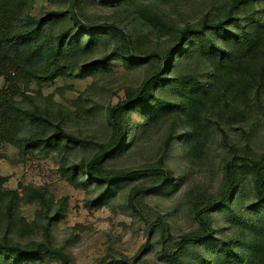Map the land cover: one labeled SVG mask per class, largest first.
<instances>
[{
  "label": "rangeland",
  "instance_id": "1",
  "mask_svg": "<svg viewBox=\"0 0 264 264\" xmlns=\"http://www.w3.org/2000/svg\"><path fill=\"white\" fill-rule=\"evenodd\" d=\"M140 1L34 0L30 5L31 15L45 17L53 14L52 23L43 31L49 45H56L65 32L75 34L85 29L102 33L96 37L93 33L88 38L86 35L82 37V46L88 42L92 44L88 50L65 52L67 57L71 55L66 61L62 60V54L58 63L67 69L51 82L39 84L33 77L28 81V77H24L19 70H12L13 76H0V89L7 90L8 97L17 108V112L6 109L0 116V177L4 179L0 191L16 190L21 199L20 215L32 226L30 236L22 238L21 242L42 238L44 220L39 215L42 207L38 202L41 195L36 190H40L46 199L51 197L55 205L63 203L65 213L52 227L51 239L55 247H65L64 250L71 256V264H133V258L137 256L136 264H167V256L175 253L180 244L190 247L187 243L192 239L191 235L202 234L193 208L204 221L212 223L219 247L225 252L242 251L246 227L255 223L264 212L250 205L253 195L249 188V169L255 164L248 160L264 156V124L261 127L264 118L254 114L244 126L234 119L236 115L230 111V119L220 120V116L216 117V104L206 109L210 113L206 117L217 118L227 129V137L223 139L225 141L215 137L214 144L199 152L197 159L163 152L160 146L163 129L157 132L152 129L128 152L105 165L106 171H130L127 175L132 182L114 184L116 186L113 185L110 191L112 197L101 207L88 209L100 188L93 183H89L87 189L75 188L69 183L71 175H66L62 168L73 169V163L81 166L80 160L88 162L98 150L95 144H104L105 149L112 146L115 134L107 121V109L119 110L159 65L155 59H145L151 52L156 53L160 42L154 33L141 25L138 20L140 13L136 10L132 12L134 5ZM152 1L155 4L163 2L164 13L159 9H150L148 14L160 20L168 16L165 20L169 22L171 34L163 37V40L169 37L164 50L175 43L178 29L187 24H198L208 9L212 12L226 11L221 0ZM4 3L0 1V4ZM259 6L257 3L255 10ZM261 15L264 21V12ZM215 21L211 15L209 22ZM246 26L251 31L247 21H238L227 34L240 32L243 36ZM252 35L253 31L250 37ZM213 42H216L215 36H204L195 39L190 46L200 49L205 45L210 48ZM223 45L231 46L230 43ZM128 57L143 63L139 67L128 68V65H135L126 61ZM203 60L200 52H194L193 57L185 59L182 68L186 76L189 74L199 82L200 76L205 75ZM224 109L225 106L223 114ZM24 112H35L33 117H40H29ZM213 113L214 116L211 115ZM199 118L205 119L202 114ZM143 121L140 111L124 110L116 114L113 122L121 131L133 128L135 124L141 125ZM56 124H60L78 143L69 156L45 148L21 151L16 146L15 141L24 140L27 130L31 129V135L47 138L49 130L51 133ZM228 161H236V166L247 164L248 168H244L247 173L241 176V182L246 185L249 194L242 195L240 190L233 197L238 201L242 196L245 198L243 202H232L224 209L220 208L222 211L219 214L209 216L203 210L208 205H221L227 191L230 181L223 177V166ZM158 165H162L161 172L167 174L171 186L164 194L150 195L143 190L162 174L160 171L150 174L144 170ZM133 173H141L140 177L136 175L139 179L131 176ZM78 175L87 179L83 173ZM130 200L132 202L128 203ZM68 239L69 245L66 243ZM228 239L234 241L233 251L226 247ZM189 255L183 253L174 260L185 261ZM42 264L57 263L44 261Z\"/></svg>",
  "mask_w": 264,
  "mask_h": 264
},
{
  "label": "trees",
  "instance_id": "2",
  "mask_svg": "<svg viewBox=\"0 0 264 264\" xmlns=\"http://www.w3.org/2000/svg\"><path fill=\"white\" fill-rule=\"evenodd\" d=\"M2 1L5 3L0 4V76H13V71L19 70L24 73V77H28V81L33 77L39 84L51 82L62 76L67 69L58 63L62 54H64L62 60L66 61L71 55L67 57L65 52L70 54L71 50H88L92 44L88 42L82 46V37L86 35L88 38L92 33L94 36L102 33L85 29L75 34L65 32L61 34L60 41L56 45H49L43 31L52 23L53 14H47L45 17L31 15L30 5L34 0ZM118 1L112 0L113 3ZM254 1L221 0L226 9L224 13L212 12L208 9L198 24H187L178 29L175 33L177 38L175 43L165 50L164 45L167 44L169 37L164 40L163 37L171 34L169 22L165 20L168 16L160 20L159 17L147 13L150 9H159L164 13L163 2L155 4L152 0H141L134 5L132 12L136 10L140 13L139 22L143 27L148 28L150 33L155 34L160 42L158 49L162 52L156 49V53L151 52L145 58L155 59L159 65L145 78L139 90L119 110L107 109V121L113 127L115 134L112 146L105 149L104 144H95L97 152L88 162L80 160L79 165L82 167L73 163L74 165H71L73 169L62 168L66 175H71L68 181L75 188L87 189L89 183L100 188L95 199L89 203L88 209L101 207L107 202L112 197L110 191L116 186L114 184L122 185L132 182L127 175L130 171H106L105 165L128 152L150 130L156 129L157 132L163 129V141L160 145L163 147V152H173L180 157L190 159L196 157L197 159L199 152L205 151L206 146L210 147L214 144L215 137L218 136L222 140L227 137V129H224L225 127L217 118L206 117L207 114L210 115L206 111L207 108L216 104L220 111H217L216 117L220 116V120L230 119L233 112L236 115L234 119H237L240 124L243 123L244 126L255 115L264 118V21L261 15V12H264V0H256L255 3ZM257 3L260 6L258 10H255ZM214 13H220V15H213ZM211 15L215 17V22H209ZM238 21L249 23L250 30L253 31L251 37L248 26L243 36L240 32L227 34ZM210 35L216 37V42H213L210 48L205 45L200 49L190 46L195 39ZM225 43H230L231 46L225 47L223 45ZM161 46H163L162 49ZM194 52H200L204 59L202 65H204L205 75L200 76L199 82L189 74L186 76L182 68L183 61L193 57ZM126 61L135 64L128 65V68H136L143 63L134 61L130 57ZM12 102L7 90L1 88L0 116L6 109L17 112ZM223 106L226 107L224 114ZM124 110L140 111L144 119L143 124H135L133 128L121 131L117 130L113 121L116 119V114ZM24 113L29 117L35 115V112ZM201 114L205 117L204 120L203 118L200 120ZM262 120L261 127L264 124V119ZM240 132L245 133L242 130ZM27 133L24 140L15 141L21 151L45 148L58 150L69 156L78 144L60 124H56L51 133L49 130L50 135L48 133L47 138L31 135V129L27 130ZM64 141L65 143L62 144ZM248 160L259 167L253 165L249 169L251 183L249 188L253 195L250 205L264 211V156L259 159L252 157ZM235 162L228 161L223 166V177L230 182L221 205L217 207L208 205L203 210L207 215L219 214L221 209L232 202H243L245 198L242 196L238 201L234 200L240 190L242 195L249 194L246 185L241 182L244 168L248 166L246 163L236 166ZM161 170H163L162 165H158L148 167L144 172L154 174L160 171L162 174ZM79 173L85 174L87 179L84 180L83 176L78 175ZM136 175L140 177L141 173H133L131 176L139 179ZM163 175L143 192L150 195L164 194L171 183L167 179V174ZM3 181L4 179L0 177V184ZM36 193L41 195L38 202L42 207L39 215L44 220L42 238L21 242L22 238H28L32 233V226L20 215L21 199L16 190L0 191V264H42L44 261L71 264V256L64 250L65 247H55L51 239L52 227L63 218L65 206L63 203L55 205L51 197L46 199L40 190H36ZM129 195L131 196V192ZM131 202L132 200L128 201V203ZM193 212L199 220L202 234L191 235L192 239L187 243L190 247L180 244L175 253L167 256L169 257L166 260L167 264H264V212L255 223L246 227L242 251L235 252H225L224 248L219 247V239L214 236L216 229L212 223L204 221L195 208ZM66 243L69 245L70 240L68 239ZM225 243L226 247L233 251L234 241L228 239ZM188 250L190 252H187ZM183 253L190 254L186 257L187 260H174ZM138 259V256L133 258V264H136L135 261ZM118 264L123 263L118 262Z\"/></svg>",
  "mask_w": 264,
  "mask_h": 264
}]
</instances>
